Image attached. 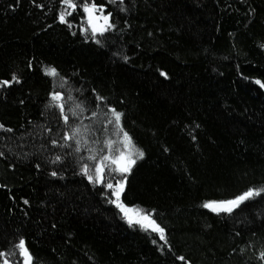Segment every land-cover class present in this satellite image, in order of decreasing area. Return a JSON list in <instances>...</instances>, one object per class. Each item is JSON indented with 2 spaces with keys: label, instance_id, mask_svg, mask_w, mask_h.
<instances>
[{
  "label": "trees",
  "instance_id": "obj_1",
  "mask_svg": "<svg viewBox=\"0 0 264 264\" xmlns=\"http://www.w3.org/2000/svg\"><path fill=\"white\" fill-rule=\"evenodd\" d=\"M62 7L0 0V80L21 77L0 89V123L12 129H0V250L23 236L34 264H264V194L232 214L202 207L264 185V89L254 82L264 81V0H117L108 6L117 28L102 45L60 23ZM48 65L86 100L70 126H92L91 141L112 128L91 116L96 92L125 113L145 155L122 198L154 209L169 244L130 226L110 190L81 173L77 155L86 161L102 143L73 155L74 141L61 146L68 129L46 107Z\"/></svg>",
  "mask_w": 264,
  "mask_h": 264
},
{
  "label": "snow or ice",
  "instance_id": "obj_2",
  "mask_svg": "<svg viewBox=\"0 0 264 264\" xmlns=\"http://www.w3.org/2000/svg\"><path fill=\"white\" fill-rule=\"evenodd\" d=\"M116 2L117 0H60L63 7L58 13V20L69 29L78 26L79 32L84 36L85 40L91 39L97 45H102L117 28L114 22V14L108 10V6L116 4ZM123 3L124 0H120V4L122 5ZM40 7H43V5H40ZM120 10L126 11L127 9L121 8ZM76 14H79L78 25L75 23ZM76 34L75 31L72 32V35ZM261 47H264V45H261ZM123 59L127 60L128 57L125 55ZM28 66L29 68L32 67L31 61ZM43 72L53 80L52 90L49 93L46 107L58 110L59 116L63 120V126L68 129L64 131L61 137L64 141L61 146L71 148L72 145L69 144V141H74V153H68L69 155H73L80 153L81 148L89 143H102L103 147L88 148L89 154L86 161L85 157L77 155V163L80 164L81 173L93 185L101 184L110 190V194L105 193L109 195V202L114 204L119 212L123 214V217L130 226H139L145 232L151 231L156 233L160 241H163L165 245L169 244L165 227L161 226L154 218V209L144 210L136 205L130 206L122 198L126 191L128 176L132 173L137 161L145 155L144 151L136 146L132 135L124 128L123 118L125 113L119 111L115 106L108 104L107 98L93 89L92 91L96 92L95 99L87 103L93 105L94 109L97 110H92L91 116L96 118L97 122L111 125L112 128L111 134L106 135L103 141H91L88 133L95 130L92 126L84 125L82 122L81 124L70 126L69 114H71V117L79 118L85 111H88L86 100L72 95L73 89L68 86L69 78L61 76L56 66H45ZM160 75L165 78L168 77L166 71H161ZM57 77H59L58 86ZM254 82L264 89V81L255 79ZM19 83H21V77L16 73H12L10 79L0 80V89L7 90L13 84ZM75 91L81 92L82 90L75 89ZM0 129L12 131V129H6L2 123H0ZM47 131L50 133L52 129L48 128ZM99 131L107 134L109 129L104 127ZM51 144L59 145L60 141L52 139ZM3 154V152H0V156ZM62 159L63 157L57 155L52 163L55 164ZM37 167L39 168L40 165H37ZM51 175L56 176L58 173L53 171ZM262 194H264V185L249 186L246 190L234 195L230 199L207 200L203 203L202 207L216 214H232L241 205L255 200L257 197H261ZM25 203H28V201H25ZM152 243L156 244L158 241L153 239ZM160 247L163 250L164 245ZM16 257H19V260ZM259 259L264 261V251H260ZM179 260L184 261L185 257L180 256ZM0 264H34V256L25 237H19L11 249L0 250ZM188 264H191V261Z\"/></svg>",
  "mask_w": 264,
  "mask_h": 264
}]
</instances>
